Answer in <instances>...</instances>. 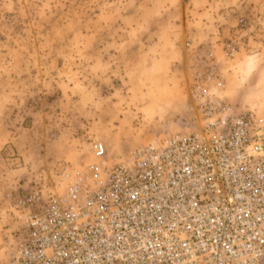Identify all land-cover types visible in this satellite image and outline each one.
<instances>
[{
	"label": "rangeland",
	"instance_id": "obj_1",
	"mask_svg": "<svg viewBox=\"0 0 264 264\" xmlns=\"http://www.w3.org/2000/svg\"><path fill=\"white\" fill-rule=\"evenodd\" d=\"M209 65L213 94L264 119V0H0V264L93 142L126 161L194 128Z\"/></svg>",
	"mask_w": 264,
	"mask_h": 264
},
{
	"label": "built area",
	"instance_id": "obj_2",
	"mask_svg": "<svg viewBox=\"0 0 264 264\" xmlns=\"http://www.w3.org/2000/svg\"><path fill=\"white\" fill-rule=\"evenodd\" d=\"M216 72L187 85L194 128L126 161L93 142L95 160L37 198L7 264H264V119L213 94Z\"/></svg>",
	"mask_w": 264,
	"mask_h": 264
},
{
	"label": "bare ground",
	"instance_id": "obj_3",
	"mask_svg": "<svg viewBox=\"0 0 264 264\" xmlns=\"http://www.w3.org/2000/svg\"><path fill=\"white\" fill-rule=\"evenodd\" d=\"M93 145V144H92Z\"/></svg>",
	"mask_w": 264,
	"mask_h": 264
}]
</instances>
